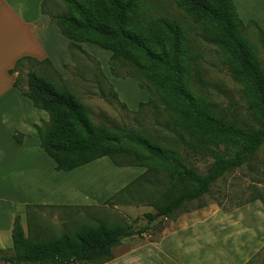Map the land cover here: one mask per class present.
Segmentation results:
<instances>
[{
	"label": "trees",
	"instance_id": "obj_1",
	"mask_svg": "<svg viewBox=\"0 0 264 264\" xmlns=\"http://www.w3.org/2000/svg\"><path fill=\"white\" fill-rule=\"evenodd\" d=\"M172 1L202 28L204 42L225 56L229 75L241 86L247 100L251 123L229 117L197 92L199 58L189 31L175 19L147 18L141 0H63L67 9L59 14L50 11L52 0H46L42 13L71 42L72 55L75 50L87 55L80 44L109 52V72L115 78L136 81L149 93L148 102L140 104L139 111L149 105L169 114L164 127L171 134L172 147L146 131L95 125L89 109L77 96L59 88L49 76L28 72L24 91V67L46 64L53 69L48 60L25 57L9 71L15 77L13 87L35 109L48 115V121L35 126V130L41 150L55 163L57 172L69 173L105 158L117 168L145 170L105 204L125 194L139 198V189L159 187V176L165 178V190L152 196L156 213L147 215L148 226L210 195L220 180L247 165L264 149V63L249 33L250 29L256 31L264 50L263 29L253 20L243 22L233 0ZM120 66L128 68L127 76L119 72ZM153 96L162 109L155 105ZM24 138L18 132L14 134L19 145ZM206 158L213 163L204 175L188 166L191 160ZM36 207L28 206L27 216ZM27 231L21 218L16 217L12 249L0 250L11 255L0 256V263L107 264L131 229L100 222L52 238L31 226Z\"/></svg>",
	"mask_w": 264,
	"mask_h": 264
},
{
	"label": "rangeland",
	"instance_id": "obj_2",
	"mask_svg": "<svg viewBox=\"0 0 264 264\" xmlns=\"http://www.w3.org/2000/svg\"><path fill=\"white\" fill-rule=\"evenodd\" d=\"M233 1L238 12L250 18L249 20L255 22L252 18L255 15H259L256 17L258 21L261 20L259 18L264 19V0ZM141 2L146 9L147 18L175 19L182 22L189 31L199 58L200 82L197 84V92L215 103L218 109L229 117L238 122L251 123L252 117L241 86L229 75L227 60L223 53L204 42L202 28L178 9L172 0ZM49 9L53 14H59L65 12L67 8L63 0H52ZM249 20L245 23L247 24ZM249 33L264 63V50L258 44L256 31L250 29ZM85 45L91 47H81L87 55L77 50L73 51L72 55L68 49L72 60L63 70H55L54 67L52 69L46 64L26 65L22 72L24 91H27L28 72H35L42 77L49 76L58 87L67 88L77 96L89 109L95 125L109 128V124H113L141 132L146 131L151 137H159L158 142L172 147L171 134L164 127L170 118L169 114L159 112L157 108L149 105L139 111L140 104L148 101H144L146 98H141L140 94L146 93V97L148 95L149 98L148 92L142 90L136 81L118 79L109 72L111 59L109 52ZM127 71V67L120 66L119 72L123 76H127ZM153 100L155 105L162 109L155 96ZM18 133L24 135V142L28 139V134ZM31 160L27 159V169L25 167L23 169L22 185L23 188L27 185V191L24 189L23 199H18L23 203L15 200L12 202L17 212L25 210L22 217L13 214V224L16 217L20 216L21 225L26 233L31 226L33 230L42 232L44 237L52 238L74 231L83 225L105 222L130 228L136 234L124 238L122 245L114 249L113 260L107 264H264V149L247 165L220 180L210 195L187 204L171 217L161 218L149 226L147 215L156 213L152 207V196L165 190L166 181L162 175L158 179L160 186L139 189L141 195L139 198L125 194L122 199L105 204L129 183L121 186L116 182L115 177H126L119 176L111 162H105L108 165L102 171L93 168L86 174L87 177L94 179L92 186H100L99 189H76L72 195L74 197L72 203L39 205L29 210L27 216L28 205L34 204L35 201L57 202L62 188L67 185L63 186L62 181L60 184L54 177L52 186L48 185L51 179L47 183L54 191L41 196L39 187L44 185L45 172ZM103 160L109 161L108 159L99 161ZM212 163L211 159L206 158L191 160L188 166L198 174L204 175ZM138 171L129 168L127 173L136 175ZM68 174L71 173L56 172V176L60 177ZM6 220L8 223L9 213ZM4 222L5 218L2 223ZM145 228L147 230L143 232ZM4 255H11V252L0 253V256Z\"/></svg>",
	"mask_w": 264,
	"mask_h": 264
},
{
	"label": "crops",
	"instance_id": "obj_3",
	"mask_svg": "<svg viewBox=\"0 0 264 264\" xmlns=\"http://www.w3.org/2000/svg\"><path fill=\"white\" fill-rule=\"evenodd\" d=\"M45 1L0 0V219H2L0 220V250L12 249L13 214L16 213L21 217L25 215V210L17 212V208L12 202L14 200L19 202L18 199H23V194L25 190L27 191V185L25 188L22 185L23 169L24 167L27 169V159H32L38 168L45 172L44 185L39 187L41 196L54 191L47 186L50 179L48 185H53L54 177L60 184L62 181L63 186L67 184L62 188L57 202L35 201L34 204L28 206L70 204L74 201L72 195L76 189H99L100 186H92L94 179L87 177L86 174H89L93 168L102 171L108 165L105 162L110 163V160H103L80 168L78 171L69 172L71 174L62 177L56 176V165L41 150L35 130V126H39L42 120L48 121V115L35 109L32 103L13 87L15 77L10 76L9 71L22 58L30 57L40 62L48 60L55 70H63L66 65L71 63L72 57L68 50L71 42L61 34L58 27L51 22L50 17L42 13V5ZM238 13L243 22L250 19L244 17L242 13ZM257 16L252 17L255 22L258 21ZM259 19L261 20L257 23L264 29V25H262L264 19ZM79 46L91 48L85 44ZM145 94L141 93L140 97L146 98L144 101L149 100L150 95L148 98V95L146 97ZM16 132L29 135L22 145L17 144L14 140ZM110 164L112 165V163ZM113 168L119 172V176L126 177H115V181L119 182L121 186L134 181L145 171L135 168L139 170V173L128 175V169L117 168L114 165ZM8 213L9 222L7 223ZM3 218H5L4 223H2Z\"/></svg>",
	"mask_w": 264,
	"mask_h": 264
},
{
	"label": "water",
	"instance_id": "obj_4",
	"mask_svg": "<svg viewBox=\"0 0 264 264\" xmlns=\"http://www.w3.org/2000/svg\"><path fill=\"white\" fill-rule=\"evenodd\" d=\"M136 234L134 233V231H131V232H129V233H125L124 234V238H128V237H133V236H135Z\"/></svg>",
	"mask_w": 264,
	"mask_h": 264
}]
</instances>
